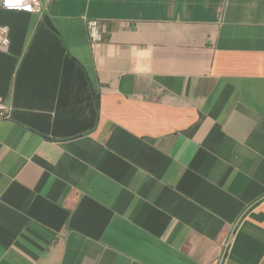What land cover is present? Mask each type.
Segmentation results:
<instances>
[{"label":"crops","instance_id":"1","mask_svg":"<svg viewBox=\"0 0 264 264\" xmlns=\"http://www.w3.org/2000/svg\"><path fill=\"white\" fill-rule=\"evenodd\" d=\"M40 1L0 8V264H264V0Z\"/></svg>","mask_w":264,"mask_h":264},{"label":"built area","instance_id":"2","mask_svg":"<svg viewBox=\"0 0 264 264\" xmlns=\"http://www.w3.org/2000/svg\"><path fill=\"white\" fill-rule=\"evenodd\" d=\"M0 8L4 11L24 12L28 14H42L43 9L40 0H0ZM87 29L92 44L103 40V29L99 20H87ZM10 45L9 27L0 25V49L6 50ZM6 106L0 100V118H6Z\"/></svg>","mask_w":264,"mask_h":264},{"label":"water","instance_id":"3","mask_svg":"<svg viewBox=\"0 0 264 264\" xmlns=\"http://www.w3.org/2000/svg\"><path fill=\"white\" fill-rule=\"evenodd\" d=\"M46 22L49 24L48 19L46 20ZM49 25H50V24H49Z\"/></svg>","mask_w":264,"mask_h":264}]
</instances>
